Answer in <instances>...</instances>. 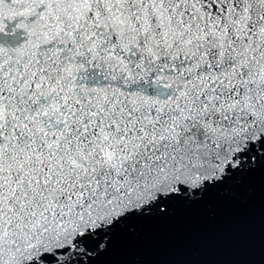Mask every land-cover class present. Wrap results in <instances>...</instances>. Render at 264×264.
I'll return each instance as SVG.
<instances>
[{
    "label": "snow or ice",
    "instance_id": "6c2138e0",
    "mask_svg": "<svg viewBox=\"0 0 264 264\" xmlns=\"http://www.w3.org/2000/svg\"><path fill=\"white\" fill-rule=\"evenodd\" d=\"M264 209V0H0V264H142Z\"/></svg>",
    "mask_w": 264,
    "mask_h": 264
},
{
    "label": "water",
    "instance_id": "95a60500",
    "mask_svg": "<svg viewBox=\"0 0 264 264\" xmlns=\"http://www.w3.org/2000/svg\"><path fill=\"white\" fill-rule=\"evenodd\" d=\"M136 259L142 264H264V209L257 202L215 224H194Z\"/></svg>",
    "mask_w": 264,
    "mask_h": 264
}]
</instances>
